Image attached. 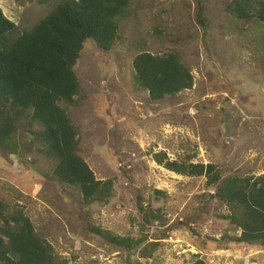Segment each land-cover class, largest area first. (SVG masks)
<instances>
[{
    "label": "trees",
    "instance_id": "16d2710c",
    "mask_svg": "<svg viewBox=\"0 0 264 264\" xmlns=\"http://www.w3.org/2000/svg\"><path fill=\"white\" fill-rule=\"evenodd\" d=\"M194 2L192 11L183 6L193 31H211L215 20L208 16L210 7L221 13L219 23L233 28L232 37L238 35L235 30L243 31V25L254 20L264 23V0ZM16 3L24 8L30 5L33 15L29 18L33 19L30 27L28 24L21 27L6 18L0 8V158L5 160L15 154L30 159L28 168L42 164L40 183L50 187V193L42 198L49 203L57 202L62 208L59 210L65 212L71 205L69 212L76 223L72 232L79 241L97 239L123 256L136 254V263L139 258L151 260L159 249L158 240L166 236L162 234L149 241L147 230L155 222L167 223L163 206L155 207L153 200H167L170 195L154 188L146 195L145 187L131 189L135 213L129 219L130 225L136 227L135 234L120 235L96 222L94 207L106 206L115 199L118 183L133 182L137 166L119 154L117 161L121 165L117 173L103 176L99 168L102 176L98 177L90 167L83 146L84 125L75 112L88 97L74 67L86 42L93 43V50L106 59L104 54L110 53L120 38L122 20L138 17L145 10L155 11L157 25L165 24L167 21L159 16L165 12L174 16L175 7H164L156 0H16ZM40 6L45 11L34 16ZM176 21L179 23L182 18ZM137 44L132 80L137 89L147 93L150 102H163L192 89L194 79L186 61V49L172 48L167 43L152 53L146 42ZM34 126L37 131L32 130ZM109 134L117 139L115 132ZM114 143L109 146L114 148ZM193 158L187 155L170 160L165 151L152 153L157 165L189 178L191 184L196 182L194 179L204 180L203 192L190 198L191 210L185 207L169 230L181 228L196 237L199 234L195 226H199L200 218L202 222L205 217L215 218L223 227L218 237L195 238L201 250L236 246L259 247L264 251V174L255 175L245 169L232 171L220 163H192ZM192 257L191 264H205L198 254ZM0 264H68L34 226L25 207L1 194Z\"/></svg>",
    "mask_w": 264,
    "mask_h": 264
},
{
    "label": "rangeland",
    "instance_id": "374dc122",
    "mask_svg": "<svg viewBox=\"0 0 264 264\" xmlns=\"http://www.w3.org/2000/svg\"><path fill=\"white\" fill-rule=\"evenodd\" d=\"M156 1L164 7H175L174 16L166 12L159 16L167 23L157 25L155 11L143 10L138 17L120 22V38L110 53L104 54L106 59L93 50V43L86 42L74 67L88 97L75 112L84 125L83 146L90 167L98 177L117 173L119 154L137 166L133 182L118 183L115 199L106 206H95L93 218L114 233L135 234L136 227L129 219L135 213L131 189L145 187V195L150 188L166 191L170 195L167 200L153 203L163 206L167 223L155 222L147 230L149 241L162 234L166 238L158 240L159 249L151 260L139 258L138 263L191 264L192 255L198 254L205 264H264V251L259 247L201 250L195 238L218 237L223 227L215 218L205 217L204 222L200 218L196 237L181 228L169 230L185 207L191 210L190 198L203 192L204 180L194 179L191 184L189 178L167 171L152 159V153L165 151L170 160L189 155L194 156L192 163H220L232 171L264 174V23L254 20L243 25V31L234 29L238 35L232 37L233 28L219 23L221 13L210 7L208 16L215 20L211 31H193L183 6L194 10V0ZM0 8L9 20L30 27V5L24 8L16 0H0ZM38 9L34 16L45 11L42 6ZM179 18L182 21L178 23ZM142 42L152 53L167 43L186 49L194 79L192 89L163 102H150L147 93L137 89L132 80V59L139 51L137 43ZM110 131L117 139L110 136ZM112 143L114 148L109 146ZM29 161L15 154L0 158V194L25 207V213L56 253L68 264H138L136 254L123 256L97 239L79 241L72 232L76 223L69 212L71 205L65 212L59 210L62 208L57 202L42 198L50 193V187L40 183L44 167L34 164L28 168Z\"/></svg>",
    "mask_w": 264,
    "mask_h": 264
}]
</instances>
